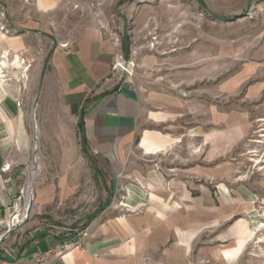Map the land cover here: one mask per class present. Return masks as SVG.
<instances>
[{
    "label": "crops",
    "instance_id": "crops-1",
    "mask_svg": "<svg viewBox=\"0 0 264 264\" xmlns=\"http://www.w3.org/2000/svg\"><path fill=\"white\" fill-rule=\"evenodd\" d=\"M23 40L22 36L9 38L1 34L0 61L1 55L9 52V62L21 56L25 68L29 64L31 69L39 59L41 37L29 33V48L18 46ZM116 51L112 39L93 26L77 31L55 47L50 56L42 54L38 60L42 88L44 81L47 87L52 83L59 99L58 111L63 122H57V133L62 144L53 154L63 162L59 170L68 172L71 182H61L60 189L55 185H38L33 216L2 243L0 264H33L37 255L58 247L66 233L65 228L56 227L55 220H63L59 211L82 176V155L90 162L86 169L91 166L107 187L118 188L127 173L128 154L140 134V147L152 155L170 152L175 141L199 143L195 149H187L195 157L194 168L190 169L206 180L217 181L221 199L210 206L213 197L204 191L196 198L186 193L180 201L184 207H179L174 215L170 207L173 198L128 184L126 207L141 210L139 215H105L90 227V235L81 242V248L66 252L49 264H258L253 256L242 258L247 249L245 243L251 240L239 235L243 225L254 232L257 215H228L231 200L250 204L252 196L239 188L234 198L225 182L220 184L227 171L223 158L247 135L241 114L211 109L207 104L173 93L182 89L185 81L170 73L159 78L155 75L153 87L145 88L137 76L140 67L133 60L131 80L113 91H98L100 82L110 72ZM11 68L4 69L5 78L0 81V167L5 161L13 165L12 172L0 178V235L26 211L25 189L34 154L29 88L32 75L25 69L11 76ZM21 74L25 80L20 78ZM18 102L22 103L20 107ZM64 123L76 125L77 130L72 128L68 133ZM77 135L84 152L78 147ZM147 147L156 151L147 152ZM41 148L45 149L43 144ZM42 149L40 152L45 155ZM168 184L172 186V181ZM200 187L207 186L201 183ZM207 237L210 242L205 244ZM241 242H245L244 249L236 255Z\"/></svg>",
    "mask_w": 264,
    "mask_h": 264
},
{
    "label": "rangeland",
    "instance_id": "rangeland-1",
    "mask_svg": "<svg viewBox=\"0 0 264 264\" xmlns=\"http://www.w3.org/2000/svg\"><path fill=\"white\" fill-rule=\"evenodd\" d=\"M100 25L124 32L123 45L126 40L129 43L126 54L138 63L137 76L145 88L153 87L155 75L159 78L170 73L185 81L183 88L190 92V101L241 114L247 125V135L223 158L227 171L225 180L219 181L220 184L225 182L234 198L239 188L252 196L250 204L231 200L232 209L228 215H257L259 221L253 226L256 235L243 225L239 235L251 241L241 242L235 253L239 254L246 244L242 258L253 256L258 264H264V228H261L264 222V0H0V35L22 36L23 43L18 46L27 45L28 48L29 33L41 37L37 50L39 59L42 54L46 58L50 56L55 47L72 38L77 31L93 26L100 28ZM3 26L5 30H1ZM8 30L10 32L6 33ZM124 50L127 52L125 47ZM38 60L32 63L31 69L29 64L20 69H27L32 75L29 88L33 150L36 149L43 160H39L41 169L39 166L34 180V194L40 184L60 189L61 182L66 185L71 182L68 172L59 170L63 162L53 154L62 144L57 133V122L62 120L59 99L52 83L47 87L44 81L42 88V67ZM9 71L14 76L19 70L11 68ZM22 77L21 74L20 78L25 80ZM173 93L178 94V90ZM26 99L29 101V96ZM34 110L41 132L39 148H36ZM64 126L68 133L72 128L77 130L74 124L70 127L64 123ZM77 137L78 147L84 152L80 136ZM141 137L142 134L131 147L127 173L120 181L121 186L115 189L107 187L91 166L86 169L85 165L90 162L82 155V176L59 211L63 220H55L56 227L65 228V236L73 239L79 235V240L84 242L90 235V227L105 215H139L141 210L126 207L128 184L173 198L170 207L174 215L179 207H184L180 201L186 193L196 198L204 191L213 197L210 206L221 199L217 181L206 180L190 169L195 157L189 155L187 149H195L199 143L175 141L170 152L152 155L140 147ZM42 144L45 149L41 148ZM34 164L32 160L29 176ZM170 181L172 186H168ZM201 183L207 187H200ZM208 239L205 244L210 242Z\"/></svg>",
    "mask_w": 264,
    "mask_h": 264
},
{
    "label": "built area",
    "instance_id": "built-area-1",
    "mask_svg": "<svg viewBox=\"0 0 264 264\" xmlns=\"http://www.w3.org/2000/svg\"><path fill=\"white\" fill-rule=\"evenodd\" d=\"M6 26L1 27V30H5ZM100 29L104 31L113 41L117 51L114 56V60L110 69V72L106 78H104L98 87V91L106 92L115 90L120 84L125 81H129L134 76L135 64L132 59L126 54L123 45V31L119 30L116 27L109 25H100ZM8 30L6 33H9ZM10 53H3L1 55V61L9 58ZM5 76V75H4ZM179 95L182 98H189V93L183 89L178 90ZM17 105L20 107L21 102H18ZM13 170V165L9 161H5L4 164L0 167V178L4 175L11 173ZM22 220H12L8 224V229L6 232L0 235V240L4 235H6L11 230L16 229L21 223ZM79 235L76 238H69L66 236L64 241L55 248H51L43 254L37 255L32 259L33 264H49L51 261L59 260L66 252L72 251L73 249L81 248V239L79 240Z\"/></svg>",
    "mask_w": 264,
    "mask_h": 264
},
{
    "label": "bare ground",
    "instance_id": "bare-ground-1",
    "mask_svg": "<svg viewBox=\"0 0 264 264\" xmlns=\"http://www.w3.org/2000/svg\"><path fill=\"white\" fill-rule=\"evenodd\" d=\"M8 52H6L5 54H7ZM17 55V54H16ZM21 57V56H20ZM19 56H16V58L14 59V62L12 63V61L9 62V59L7 58L6 60H2L0 61V81H3V79L5 78L4 76V69H8L9 66H13V70H20L23 68L25 61H23ZM10 58V57H9ZM6 73V72H5ZM7 80V79H6ZM5 80V81H6ZM35 110L33 112V120L36 121L35 118ZM36 148L40 147V129L39 126L37 125V121H36ZM258 143V142H257ZM260 143V142H259ZM142 145V144H141ZM153 146V145H152ZM147 152H155L156 150L154 148H150L147 147L146 148ZM160 151V150H159ZM39 160L40 157L37 155L35 158V164L34 167L32 168L31 172H30V176H29V181H28V185L26 186V199H27V204H29V202L32 200V197L34 195V191H33V184H34V180L36 178V176L38 175V168H39ZM258 161V160H257ZM256 162V161H255ZM260 162V161H259ZM258 162V163H259ZM262 162V161H261ZM38 163V164H37ZM36 164H37V168H36ZM36 169V170H35ZM26 203V202H25ZM26 205V204H25ZM22 214V213H21ZM26 215V211L23 214L22 217H19L18 220H22L24 221L25 216ZM261 228H264V222L261 225ZM263 241V240H262Z\"/></svg>",
    "mask_w": 264,
    "mask_h": 264
},
{
    "label": "water",
    "instance_id": "water-1",
    "mask_svg": "<svg viewBox=\"0 0 264 264\" xmlns=\"http://www.w3.org/2000/svg\"><path fill=\"white\" fill-rule=\"evenodd\" d=\"M35 107V106H34ZM36 109V108H35ZM36 122V121H35ZM35 138H36V134H35ZM37 156V150L35 149L34 154H33V161L35 163V158ZM34 206H35V195H33L32 200L29 202V204H27L26 206V217L24 219V221H22V223L16 228H20L22 226H24L26 223H28L30 221V219L33 216L34 213ZM14 230H11L10 232H8L6 235H4V237H2V239L0 240V246L2 245V243H4V241L12 235Z\"/></svg>",
    "mask_w": 264,
    "mask_h": 264
},
{
    "label": "trees",
    "instance_id": "trees-1",
    "mask_svg": "<svg viewBox=\"0 0 264 264\" xmlns=\"http://www.w3.org/2000/svg\"><path fill=\"white\" fill-rule=\"evenodd\" d=\"M128 45H129V43H128V41L126 40L125 43H124V47L126 48V51H127L126 53H128Z\"/></svg>",
    "mask_w": 264,
    "mask_h": 264
}]
</instances>
